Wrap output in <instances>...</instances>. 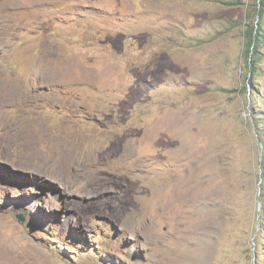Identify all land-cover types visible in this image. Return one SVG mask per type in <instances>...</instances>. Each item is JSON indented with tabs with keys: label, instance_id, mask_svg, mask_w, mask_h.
<instances>
[{
	"label": "rangeland",
	"instance_id": "obj_1",
	"mask_svg": "<svg viewBox=\"0 0 264 264\" xmlns=\"http://www.w3.org/2000/svg\"><path fill=\"white\" fill-rule=\"evenodd\" d=\"M260 11L0 0V264H264Z\"/></svg>",
	"mask_w": 264,
	"mask_h": 264
},
{
	"label": "trees",
	"instance_id": "obj_2",
	"mask_svg": "<svg viewBox=\"0 0 264 264\" xmlns=\"http://www.w3.org/2000/svg\"><path fill=\"white\" fill-rule=\"evenodd\" d=\"M260 20L257 24V27L252 26L246 31L247 38L245 40V60H246V66L250 71L251 77L255 76V70L254 67L257 63H260L262 60V50L260 48L261 43L264 41V0H260ZM248 87L250 89V93L252 92V89L254 88L252 83L248 84ZM262 222H264V219H262ZM263 263V262H261Z\"/></svg>",
	"mask_w": 264,
	"mask_h": 264
}]
</instances>
